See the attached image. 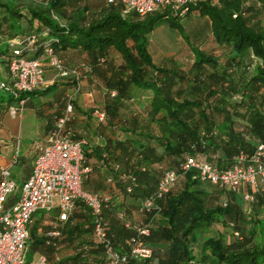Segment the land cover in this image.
Wrapping results in <instances>:
<instances>
[{
	"label": "trees",
	"instance_id": "1",
	"mask_svg": "<svg viewBox=\"0 0 264 264\" xmlns=\"http://www.w3.org/2000/svg\"><path fill=\"white\" fill-rule=\"evenodd\" d=\"M91 8L89 0H45L35 5L0 0V43L5 44L0 62L8 69L9 40L30 32L37 33L39 41L57 38L52 46L67 68L77 69L78 78L67 76L21 95L26 99L24 105H30L33 95L50 94L56 108L49 129L65 109L67 89L77 82L80 85L75 94L94 86L102 89V105L81 109L86 118L83 126L97 138L93 144H89L90 137L77 132L76 95L71 99L72 137L87 139L84 156L91 167L82 187L116 199L106 212L113 243L135 234V225L141 222L149 229L142 237L151 249L150 257H131L117 264H191L195 259L204 264H264V242L255 243L254 229L246 234L233 220L243 239L206 237L196 258L191 243L201 225L235 219L240 212L229 202L232 196L226 204L208 205V191L200 186L203 180L194 176V169L179 173L177 180L184 177L183 185L174 190L176 180L156 199L157 208L138 210L140 201L155 192L163 171L178 170L186 155L225 167L241 149L252 150L257 140L264 142V26L254 19L264 10V0H197L186 9L158 8L146 14L127 9L121 0L109 2L98 12ZM192 10L209 18L214 40L227 47L223 57L190 45V65L175 57L156 63L148 49L149 33L167 20L189 42L182 18ZM64 50L73 52L71 60ZM42 51L38 46L26 54L33 58ZM78 56L82 61L72 60ZM115 56L121 61L116 62ZM83 79L88 81L87 88L81 83ZM92 82L95 85L91 86ZM0 88L4 89L1 107L8 108L13 99L17 102L8 78L0 81ZM122 173L135 176L131 192H125L131 180L121 178ZM108 176H112L111 182ZM120 208L130 221L129 227L115 216ZM55 215L42 213L34 218L37 224L47 219L44 225L49 227ZM35 225H30L28 241L34 250L42 249L49 261L65 248L69 252L56 264H107L102 245L91 234L89 208L81 201L62 225L59 237H49L47 229L37 235Z\"/></svg>",
	"mask_w": 264,
	"mask_h": 264
},
{
	"label": "built area",
	"instance_id": "2",
	"mask_svg": "<svg viewBox=\"0 0 264 264\" xmlns=\"http://www.w3.org/2000/svg\"><path fill=\"white\" fill-rule=\"evenodd\" d=\"M195 1L197 0H121L127 9H134L139 14L166 7L172 10L186 9L188 3ZM52 41H57V38L49 37L39 41L34 32L8 41L11 47V54L7 58L8 79L10 91L17 98V103L8 107L10 113L15 114L24 106L26 99L21 96L22 93L46 86V64L54 68L56 76L78 78L77 69L64 65L52 46ZM38 46H41L42 53L33 58L28 57L26 53L34 51ZM79 83L66 93L68 100L65 109L39 145L30 173L19 183L13 177L10 166L0 164V264L25 263L30 225L38 210L47 214L50 211L56 213L46 234L49 237H59L62 225L72 216L79 201L89 208L92 218L91 234L102 245L107 264L125 263L131 257L143 259L151 256V249L142 237L149 232L148 227L140 222L135 225V234L127 236L122 242L113 243L106 212L111 210L116 199L109 193L97 194L82 187L83 178L91 167L85 163L84 145L87 144V139L72 137L74 105L71 99L77 92ZM97 115L103 117L102 112ZM115 167H119L118 163H115ZM191 169H194V176L198 179L227 191L241 192L245 201L254 202L259 194H264V142L257 140L252 150L241 149L225 167L186 155L178 170L167 168L163 171L155 192L140 201L138 210L157 208L156 199L162 198L175 184L180 172ZM121 178H130L131 183L125 186V192H131L135 176L122 173ZM107 180L111 182L112 176H108ZM226 202L227 200L223 204ZM115 216L122 219L124 226L131 225L123 208L117 209ZM235 234L238 232L235 231ZM28 264L51 263L45 254H39Z\"/></svg>",
	"mask_w": 264,
	"mask_h": 264
},
{
	"label": "crops",
	"instance_id": "3",
	"mask_svg": "<svg viewBox=\"0 0 264 264\" xmlns=\"http://www.w3.org/2000/svg\"><path fill=\"white\" fill-rule=\"evenodd\" d=\"M94 1L95 4L91 8L93 10H100L101 8L106 7L109 3L107 0ZM168 8L169 7L160 8L159 10L161 11ZM182 22L185 31L188 34L189 42H187L177 28L169 24L167 20L157 25L149 33L148 49L156 63L160 62L164 58H177L176 52L178 48L175 49L174 47L167 45L168 39L165 40L167 35L174 41H178L177 43H187L188 46L193 45L205 49L207 52L213 54H215V52H219V50L223 47L214 40L211 32L210 20L206 15H200L197 10H192L188 15L182 18ZM157 43H159V46ZM169 44L171 43L169 42ZM64 55L71 60L73 52L71 50H64ZM154 57H157L159 60L156 61ZM79 59L82 61L80 56L76 58L73 57L72 60L79 61ZM49 66V64H46L45 68ZM51 71H49V69H45V78L47 81L46 86L51 85L55 81L66 79V77L56 76L53 67H51ZM6 78H8L7 65L5 62H0V81L3 83ZM67 78H71V76ZM94 82H92L91 86L95 85ZM81 83L87 88V80L83 79L81 80ZM72 88L73 87L67 89L65 94L71 91ZM92 92L99 97V103L93 101L92 98H88V95ZM78 94H82L83 96L81 99L76 98L75 100L76 107L74 114L77 120L74 124L75 127L78 126V134L90 137L89 144H93L97 138L95 135L87 132L86 127L83 126L86 124V118L81 113V109L91 105H102L104 98L103 92L102 89L94 86L91 87L90 90H87V92H79ZM53 100L54 99L50 96V94L33 95L32 104L24 105L22 109L17 111L15 114L10 113L7 107L0 106V164L9 165L12 170V175L17 181H22V179H24L31 171L33 157L38 152V147L44 140L52 122V118H50L51 113L56 108V105L52 102ZM16 103L15 99L10 102L11 105ZM235 193H239L242 196L241 192Z\"/></svg>",
	"mask_w": 264,
	"mask_h": 264
},
{
	"label": "rangeland",
	"instance_id": "4",
	"mask_svg": "<svg viewBox=\"0 0 264 264\" xmlns=\"http://www.w3.org/2000/svg\"><path fill=\"white\" fill-rule=\"evenodd\" d=\"M45 0H20L21 4L25 5V4H31V5H35V4H39L44 2ZM105 1V0H104ZM89 2L91 3V5L93 6L95 4L94 0H89ZM95 12H98V10H95ZM255 20H257V22L260 25L264 26V10L257 13L256 16L254 17ZM62 22H65V19L61 20ZM171 38V37H170ZM170 38L165 37V40H167V45L174 47L175 49H177L176 52V57L177 60L180 61L182 64L184 63L186 66L190 65V63L193 60V52L190 48V46H188L187 43H177L176 41H174L172 38L170 40ZM158 42V41H156ZM169 42L171 44H169ZM176 42V43H174ZM157 45L159 46V43H157ZM5 44L4 43H0V51L2 49H4ZM161 47V46H160ZM227 50V47L223 46L221 48V50H219V52H215L219 53L220 57H223V53ZM222 53V54H221ZM154 59L156 61H158L159 59H157V57H154ZM115 61L116 62H120L121 58L120 56H115ZM46 69H49V71H51V67H47ZM52 72V71H51ZM54 75V74H53ZM47 82V81H46ZM0 93H4V89L0 88ZM76 98H80L83 96L82 94H75ZM74 95V96H75ZM88 98H92L93 101L99 103V97L96 96V94L94 92H92L90 95H88ZM9 111V110H8ZM10 112V111H9ZM163 166L167 167V163H163ZM19 183L21 181H18ZM184 182V177H179V179L177 180L175 186H174V190L180 188L183 185ZM200 186L203 187L204 189H206L208 192L207 195V203L208 205H215V204H220L223 203L224 201H229V198L232 196V201H229L230 203H232L234 206H236L239 209V215L237 218L235 219H229V218H224V220H217L214 221L210 224H203L201 225V227L196 231V240L192 241L191 243V248L193 250L194 255L196 256V258H199V245L202 243V241L209 236H222L224 241H232V240H236V239H243V235L240 234L238 231V234H235V223H237L239 225V227H242L244 230V233L249 234L250 231L252 229H254V242L255 243H263L264 242V195L259 198L257 201L254 202H247L243 199V197L239 194V193H232V192H227V190L222 189L220 190L219 188H216L215 185H213L210 182L207 181H203L200 182ZM118 200V197H117ZM233 207V206H232ZM44 213L43 210H38L35 215L40 217V215ZM51 211L48 213L50 214ZM47 214V213H45ZM134 219H137L138 217H136V215H134L133 217ZM235 221V223L233 221ZM47 219H45L44 222H38V224L36 223V219L34 218L32 223H31V227L34 226L35 224H37V230L36 233L37 235H41L43 234V232L45 231V229H47L48 227L45 226L44 224L46 223ZM45 226V227H44ZM33 250V251H31ZM69 250L68 249H60L55 253V256L52 257V259H50L51 264H56V261L59 257H61L62 255H65L66 253H68ZM39 254H43L42 249L40 248H32L31 247V242L28 241L27 242V250L25 251V263L24 264H28V262L36 259ZM46 254V253H44ZM191 264H204L203 261L201 260H193L190 262Z\"/></svg>",
	"mask_w": 264,
	"mask_h": 264
}]
</instances>
